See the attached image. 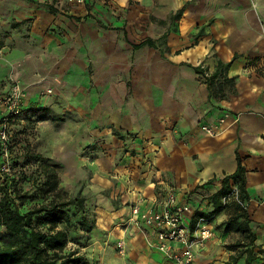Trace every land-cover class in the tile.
I'll list each match as a JSON object with an SVG mask.
<instances>
[{
    "label": "crops",
    "instance_id": "obj_1",
    "mask_svg": "<svg viewBox=\"0 0 264 264\" xmlns=\"http://www.w3.org/2000/svg\"><path fill=\"white\" fill-rule=\"evenodd\" d=\"M0 16V77L19 66L24 105L37 96L52 119H65L38 124L51 125L57 158L88 174L99 264H174L133 208H161L173 194L208 212L219 184L206 183L239 160L260 251L253 264L264 263V0H0ZM219 63L227 67L208 85ZM220 119L222 133L202 131ZM231 213L207 222L214 237L195 264L236 253L227 248L241 239L225 230Z\"/></svg>",
    "mask_w": 264,
    "mask_h": 264
},
{
    "label": "trees",
    "instance_id": "obj_2",
    "mask_svg": "<svg viewBox=\"0 0 264 264\" xmlns=\"http://www.w3.org/2000/svg\"><path fill=\"white\" fill-rule=\"evenodd\" d=\"M181 13L177 12L173 19ZM150 43L153 42L141 46ZM226 67L219 63L216 72L207 75L208 85ZM10 120V115L0 118V133L8 137L5 141L0 135V264H91L82 249L90 245L96 228L94 205L82 193L69 196L63 190L57 170L60 165L34 151L23 135L25 129L6 128L4 122L8 124ZM206 184H219V189L209 197L210 211L195 210L191 227L197 217L211 222L230 205L232 213L225 230L240 233L241 239L227 245L236 253L225 264L255 263L260 251L255 249L256 235L250 228L246 173L241 161L233 174L213 178ZM234 189L237 198L231 195ZM226 197L228 202L223 204ZM71 242L77 245L75 249L69 248Z\"/></svg>",
    "mask_w": 264,
    "mask_h": 264
},
{
    "label": "built area",
    "instance_id": "obj_3",
    "mask_svg": "<svg viewBox=\"0 0 264 264\" xmlns=\"http://www.w3.org/2000/svg\"><path fill=\"white\" fill-rule=\"evenodd\" d=\"M84 5L87 0H77ZM19 84L13 85L10 93L0 101L9 106L11 114L19 112V106L24 100L23 93ZM225 119H220L215 124L202 125V131L208 136H217L223 131ZM3 140H7L5 132L0 133ZM237 190L234 189L233 195L237 198ZM229 198L223 199V204ZM195 210L189 203L178 204L176 198L171 194L165 205L161 208H150L140 211L139 206L132 210L134 222L141 223L150 227L155 232V247L158 251L166 255L174 264H195L196 251L214 237V232L207 226L204 217H197L194 228L191 227V218ZM119 247H122L119 244ZM122 252V251H121Z\"/></svg>",
    "mask_w": 264,
    "mask_h": 264
},
{
    "label": "rangeland",
    "instance_id": "obj_4",
    "mask_svg": "<svg viewBox=\"0 0 264 264\" xmlns=\"http://www.w3.org/2000/svg\"><path fill=\"white\" fill-rule=\"evenodd\" d=\"M2 21V17L0 16V24ZM5 37V36H4ZM3 37V38H4ZM2 37H0V43H4ZM0 60H3V53L1 52L0 49ZM10 71L8 73V76L6 78L0 77V101L4 99L11 91L13 85L19 84L21 89H23V93L25 94V86L23 85V81L21 78L18 77L17 75V68L19 67L18 65H13L12 63H9ZM49 94H51V90H48ZM53 92V91H52ZM47 94V95H49ZM44 93H40L39 96H44ZM24 96V100H25ZM37 97V96H36ZM34 97V101L36 99ZM24 100L22 101L21 105L19 106V112L15 114L10 113L9 106L7 104L0 103V118L2 116L6 117L10 115L12 121L10 122H4L6 123V128H12L14 126H20L21 128L25 129V133L23 134L24 137H26V140L32 145L33 149L35 152L43 155L44 157L53 159L56 161L60 167L57 169L58 174L61 180V187L63 188L64 191L68 193L69 196H74L78 193L84 194V185L87 180L88 174L80 170L79 168H74V171H68L66 166L62 163L61 158H57V152L54 142L52 143L50 141V138H48L49 134L51 133L52 127L51 125L46 126L44 128H41L38 126L39 122L41 120H47V121H52L54 122L62 119L64 121L65 119L62 118H57L55 117L52 119V116L47 114L46 108L47 107H38V102L34 101H29L31 104L30 105H24ZM5 121V120H4ZM8 121V120H7ZM52 122V123H53ZM60 126H55L54 131L61 133L62 131L64 132V127ZM60 154V153H59ZM92 244V239L91 243L88 247L83 248L82 252L87 255L89 260L91 261V264H99V258L104 255H100L99 253L96 254V250L91 251V245ZM77 245L74 242H71L69 244V248L75 249ZM93 256V257H92ZM100 261H102L100 259Z\"/></svg>",
    "mask_w": 264,
    "mask_h": 264
}]
</instances>
